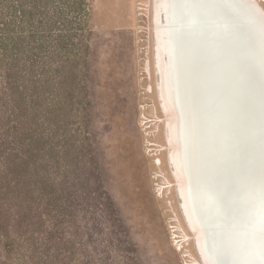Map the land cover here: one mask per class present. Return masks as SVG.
<instances>
[{
  "label": "rangeland",
  "instance_id": "obj_1",
  "mask_svg": "<svg viewBox=\"0 0 264 264\" xmlns=\"http://www.w3.org/2000/svg\"><path fill=\"white\" fill-rule=\"evenodd\" d=\"M159 1L53 0L55 12L68 14L64 27L48 33L64 46L57 53L69 57L65 69L56 56L54 64L38 51L12 53L0 30V167L15 151L31 154L24 140L33 129L58 148L50 158L49 147L32 153V174L39 156L50 181L67 184L77 209L66 225V260L49 264H207L181 203L182 175L170 166L167 126L174 114L161 101L154 47ZM253 1L264 18V0ZM11 5L0 0V21L2 12L11 17ZM58 246L47 247L56 255ZM27 247L0 234V264H46L29 257Z\"/></svg>",
  "mask_w": 264,
  "mask_h": 264
},
{
  "label": "bare ground",
  "instance_id": "obj_2",
  "mask_svg": "<svg viewBox=\"0 0 264 264\" xmlns=\"http://www.w3.org/2000/svg\"><path fill=\"white\" fill-rule=\"evenodd\" d=\"M221 1L160 0V9H155L154 47L159 93L162 103L174 114L167 126L168 141L173 146L170 166L182 175L181 203L189 221L198 230L197 250L201 251L203 262L221 264L214 259L218 255L227 262L225 247H229L231 252L234 249L240 252V262L264 264V206L261 204L264 202V175L257 176L253 171L256 166H250L248 175L245 166L247 154L255 146L264 152V84L259 74L246 66L247 61H252L264 70V54L256 55L250 48L256 33L264 30V18L260 6L253 0H229L232 8ZM198 2H205V8ZM235 6L239 9L234 11ZM236 45L240 49L237 50ZM234 58L240 65H226V60ZM235 67L237 72L231 73ZM223 144L229 146L226 152ZM239 144L240 151L234 153ZM201 152L206 156L210 154L205 160L211 165L215 160L221 167V172H217V165L211 167L212 180L232 181L233 176L237 179L242 172V183L247 179L253 182L248 183L249 189L244 191L243 201L247 205L242 214L237 209L228 211L231 221L223 226L224 239L218 244L213 237L207 241L204 220L197 216L192 203V185L195 184L198 192L197 180L204 167ZM259 159L263 160L259 165L264 169V156ZM205 165L208 166L207 162ZM225 165L230 167L229 175L224 170ZM239 206V201H235V207ZM255 207L261 210L263 217H257ZM236 233L241 238L234 248L230 243Z\"/></svg>",
  "mask_w": 264,
  "mask_h": 264
},
{
  "label": "trees",
  "instance_id": "obj_3",
  "mask_svg": "<svg viewBox=\"0 0 264 264\" xmlns=\"http://www.w3.org/2000/svg\"><path fill=\"white\" fill-rule=\"evenodd\" d=\"M9 1L12 3L11 17L5 19L4 12H2L0 30H2L3 38L9 42V49L12 53L20 54V51L26 50L27 54L35 57L38 51L41 57L45 58V61L49 59L52 63H54L53 56H56L58 67L65 69L69 57L63 53H57L64 46L60 41L59 43L58 41L51 43L48 33L58 23L64 27L68 14L61 10L55 12L53 0ZM58 3L64 4L65 2L59 0ZM41 10L43 11L42 17L37 21L36 13ZM36 21L37 25H34ZM14 23L15 27L11 29L10 26H13ZM39 27L45 34L36 45L35 35ZM25 42H27L26 46ZM64 76L62 75L60 81L61 83L63 80L62 84L65 81ZM57 102L59 105L57 110H62L64 105L62 98L57 96ZM26 122L27 120L23 124L26 125ZM30 130V136L26 137L24 143L28 145V153L31 154L22 156L15 151V156L11 154L2 160L0 167V234L6 237L12 246L15 245V242H20L28 245L27 249L33 247L29 257H41L46 264H49L48 262H62L64 258L66 260L67 244L70 241L67 236L69 233L66 231V225L68 222H74L73 214L77 209L74 208L72 195L67 184L50 181L51 174L47 170L48 166L38 163L40 161L39 156L34 159L36 170H34L35 175L32 174L30 168V164L33 162L32 153H39L43 149L47 151L49 147V154L47 155L50 158L58 146L56 144L48 146L43 141V136L34 133L31 128ZM9 158L13 159L10 160ZM42 171L47 175L40 177ZM65 171L66 168H59L58 173ZM22 179L24 182H20ZM21 186L27 189L21 190ZM32 186L37 189L38 197L33 196L35 190L32 189ZM37 243H41V247H38ZM53 244L59 245L56 255L50 253L47 247ZM59 253L65 254V256L58 255ZM89 263L90 260L87 259L85 264Z\"/></svg>",
  "mask_w": 264,
  "mask_h": 264
},
{
  "label": "water",
  "instance_id": "obj_4",
  "mask_svg": "<svg viewBox=\"0 0 264 264\" xmlns=\"http://www.w3.org/2000/svg\"><path fill=\"white\" fill-rule=\"evenodd\" d=\"M221 2L224 3V5L232 8L231 7L232 3L229 0H222ZM198 4L200 5V7H204V5H206L205 2H198ZM238 9H239V7L235 6V8L233 10L235 11ZM240 20H242V19H240ZM246 20H252V19L246 18ZM253 30H254V33H256L255 31H257V29L254 28ZM256 34L257 35L255 36V38L253 40L254 42H253V44H251L250 48L253 49V51L255 52L256 55H260V54L263 55L264 54V30L260 29L259 32ZM210 43H211V40H210ZM260 44H261V46H260ZM236 47H237V50L240 49V47L238 45H236ZM234 48H235V46H234ZM234 57H236V56H234ZM222 60H224V59H222ZM239 63L240 62L239 61L237 62V59L235 60V58L233 61L226 60V65L229 64V65L237 66V65H240ZM254 63L252 61H251V63L247 61L246 66H248V68L250 70H252V71L254 70L257 74H259V80H262L260 82H262V84H264V70H262L263 69L262 66H259L256 63L255 64ZM224 66H225V62H224V65L222 68H224ZM245 68L247 69V67H245ZM236 70H237V68L235 67V70L231 71V73L237 72ZM248 81L249 80L247 78V84H248ZM249 83H250V81H249ZM236 102H237V100H235V103ZM227 103L230 105L231 100H229V102H227ZM237 105H238V103H237ZM215 119H216V117H215ZM240 139L241 138H238V141ZM250 145H252V143L249 144V147H250ZM227 147L229 148V146H227V144H223V150H225V152L227 150ZM239 147H240V144L236 148H234L233 152L238 153L240 151ZM249 150H250V148H249ZM209 155L210 154H207V156H206L205 152H201V154H200L201 159L204 161V164H203L204 167L201 168L202 172L200 173V177H198V180L196 179L198 181V192L199 193L196 191L197 188L194 184V185H192L193 193H192L191 197H192V203L194 204L197 216L204 220L203 224L205 225V228L207 230V233H206L207 241L209 242L213 237L214 242L216 244H218V242H220L221 239H224L221 236L223 234V226L226 223L231 221V218H229V212L228 211L232 210V211L236 212V209H237L238 210L237 212H239V214L241 213V211L243 210V207H245L247 205V202L245 200L243 201V194H245L244 191L246 192L247 189H249V188H247L248 183L252 184L253 182L248 181V179H247L246 182L242 183L241 182L243 180L242 179V172L239 173L237 179H236V177L233 176L232 178H234V179L232 181H229V179H228V181L226 179H225V181L224 180H222V181L212 180L214 178V175H213V172L211 171L212 170L211 167L212 166L214 167L216 165L218 166L219 162L218 161L215 162V160H213L212 161L213 165H211V162H208V160H205V157L207 158ZM262 156H264V152H262L261 149L257 148V146H255L253 149H251L248 152L247 160H245V163H246L245 166H246V171H247L248 175H250V172H251L250 166H252V167L256 166V168L253 171H256V174L258 177L261 178L264 175V169L262 167H260V165H259V163L263 162L262 159H259V157H262ZM249 158L252 159V161ZM206 162H207L208 166L205 165ZM219 167H220V165L217 168V172H221V167L220 168ZM223 167H224V170L227 172L226 174L229 175V173H230L229 165H225ZM214 171H215V169H214ZM231 176H232V174H231ZM212 182H214V183L212 184ZM258 185L259 184H257L256 187ZM195 194H197V195H195ZM263 199H264V197H263ZM235 201H239V205H240L239 208L235 207ZM261 204H262V206H264V202L261 201ZM254 210L256 212L257 217L259 216L258 218H260V216L263 217V214H261L262 212L259 208L255 207ZM252 223L253 222H251L250 225H253ZM255 223L256 222L254 221V224ZM237 236L238 235L236 233L233 237L234 238L233 241H231V243H230L232 247H234L235 245L237 246L238 242H240L239 238H241V237L238 238ZM222 241L224 242V240H222ZM225 250H226V256H227V262H223L220 259V256L218 254H217L218 256H214V259L219 260V262H222L223 264H246V262L243 260H241V262H240V259H239L240 252L239 251L234 249L232 251L234 253H232L230 251L229 247H225Z\"/></svg>",
  "mask_w": 264,
  "mask_h": 264
}]
</instances>
